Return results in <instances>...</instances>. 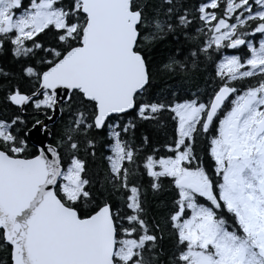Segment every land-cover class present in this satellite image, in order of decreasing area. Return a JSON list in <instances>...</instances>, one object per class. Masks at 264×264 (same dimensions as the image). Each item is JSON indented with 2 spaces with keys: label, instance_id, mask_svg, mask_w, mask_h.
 <instances>
[{
  "label": "snow or ice",
  "instance_id": "6c2138e0",
  "mask_svg": "<svg viewBox=\"0 0 264 264\" xmlns=\"http://www.w3.org/2000/svg\"><path fill=\"white\" fill-rule=\"evenodd\" d=\"M0 264H264V0H0Z\"/></svg>",
  "mask_w": 264,
  "mask_h": 264
},
{
  "label": "trees",
  "instance_id": "16d2710c",
  "mask_svg": "<svg viewBox=\"0 0 264 264\" xmlns=\"http://www.w3.org/2000/svg\"><path fill=\"white\" fill-rule=\"evenodd\" d=\"M25 2H27V0H25ZM163 55H164V52H161L158 54V56H163ZM197 76H198L199 82L203 84V79H204L203 71H201V73H198Z\"/></svg>",
  "mask_w": 264,
  "mask_h": 264
}]
</instances>
